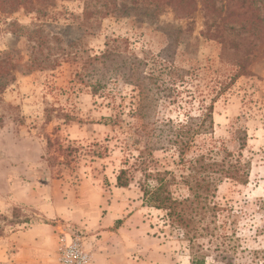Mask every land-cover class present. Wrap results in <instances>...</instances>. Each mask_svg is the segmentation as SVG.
<instances>
[{
	"label": "rangeland",
	"instance_id": "rangeland-1",
	"mask_svg": "<svg viewBox=\"0 0 264 264\" xmlns=\"http://www.w3.org/2000/svg\"><path fill=\"white\" fill-rule=\"evenodd\" d=\"M99 6L60 0L39 13H0V264H24L15 259L19 238L35 224L50 223L41 210L52 207L50 193H78L83 182L124 202L127 212L143 211L169 264H192L196 250L164 227L160 213L142 199L138 183L144 167L130 145L139 138L129 131L137 123L138 91L113 80L94 96L78 81L84 59L101 54L114 39L126 41L128 51L140 58L173 43L177 66L190 75L175 86L172 100L160 105L157 118L178 124L213 106V132L198 136L200 149H195L224 145L251 163L246 186L225 182L219 187L217 200L231 212L219 216L216 246L201 241L205 264H264V44L255 50L249 74L235 77L237 70L220 59L221 44L203 36L201 10L179 19L170 10L157 16H105ZM238 130L248 135L244 149L235 140ZM174 162L172 151H155L147 171H177ZM122 168L131 169L133 183L114 190ZM72 226L85 237L82 225Z\"/></svg>",
	"mask_w": 264,
	"mask_h": 264
},
{
	"label": "trees",
	"instance_id": "trees-1",
	"mask_svg": "<svg viewBox=\"0 0 264 264\" xmlns=\"http://www.w3.org/2000/svg\"><path fill=\"white\" fill-rule=\"evenodd\" d=\"M56 1L60 0H0V13L9 16L20 9L39 13ZM90 1L100 5L99 12L105 16L130 12L157 16L170 10L179 19H191L201 10L203 36L221 44L220 59L237 70L235 77L249 74L255 50L264 44V0ZM126 43L114 39L101 54L87 56L77 74L78 81L88 85L94 96L106 91L113 80H120L138 91L137 123L129 131L139 138L130 145L139 152L138 160L144 167V179L138 183L144 205L159 212L164 227L176 232L189 249L196 250L192 264H205L206 259L200 254L201 241L209 239L208 244L215 245L220 238L219 216L231 212L217 200L219 187L225 182L246 186L251 163L242 162L224 145L205 144L201 152L195 149L198 136L213 132V106H209L203 116L189 118L186 122L175 124L171 120H159L158 108L172 100L175 86L185 83L190 72L177 66L173 43L159 54L148 52L143 58L129 52ZM235 135L240 149H244L247 133L238 130ZM155 151H172L177 171L148 172L149 156ZM132 183L131 169H120L116 187L128 189ZM261 207L264 209V203ZM224 237L230 239L227 234Z\"/></svg>",
	"mask_w": 264,
	"mask_h": 264
},
{
	"label": "crops",
	"instance_id": "crops-1",
	"mask_svg": "<svg viewBox=\"0 0 264 264\" xmlns=\"http://www.w3.org/2000/svg\"><path fill=\"white\" fill-rule=\"evenodd\" d=\"M112 184L114 190H124ZM50 196L52 207H41L50 223L35 224L22 233L15 256L19 262L58 264L59 235L65 227L78 224L86 229L84 243L92 257L90 264H169L161 255L160 241L145 224L143 211L127 212L124 202L112 200L113 196L93 182H83L78 193L53 192ZM30 201L31 205L35 202Z\"/></svg>",
	"mask_w": 264,
	"mask_h": 264
},
{
	"label": "built area",
	"instance_id": "built-area-1",
	"mask_svg": "<svg viewBox=\"0 0 264 264\" xmlns=\"http://www.w3.org/2000/svg\"><path fill=\"white\" fill-rule=\"evenodd\" d=\"M60 264H90L91 255L87 252L84 237L74 227H65L59 235Z\"/></svg>",
	"mask_w": 264,
	"mask_h": 264
}]
</instances>
